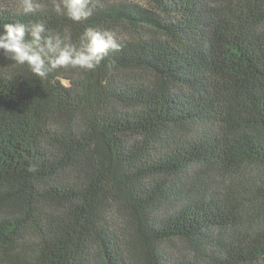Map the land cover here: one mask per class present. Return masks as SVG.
Wrapping results in <instances>:
<instances>
[{"label":"trees","instance_id":"trees-1","mask_svg":"<svg viewBox=\"0 0 264 264\" xmlns=\"http://www.w3.org/2000/svg\"><path fill=\"white\" fill-rule=\"evenodd\" d=\"M54 2L0 31L121 47L44 79L0 50V264H264V0Z\"/></svg>","mask_w":264,"mask_h":264},{"label":"clouds","instance_id":"clouds-1","mask_svg":"<svg viewBox=\"0 0 264 264\" xmlns=\"http://www.w3.org/2000/svg\"><path fill=\"white\" fill-rule=\"evenodd\" d=\"M91 0H55L53 9L74 22L92 15ZM40 0H19L15 15H30L41 11ZM0 31V50L6 58L19 65L27 64L31 72L42 79L58 68L83 70L96 68L109 50L118 51L121 45L112 31L86 28L74 44L68 35H48L44 23L27 25L9 22Z\"/></svg>","mask_w":264,"mask_h":264},{"label":"rangeland","instance_id":"rangeland-1","mask_svg":"<svg viewBox=\"0 0 264 264\" xmlns=\"http://www.w3.org/2000/svg\"><path fill=\"white\" fill-rule=\"evenodd\" d=\"M130 1H134L140 4H144L143 0H130ZM67 83V82H66ZM184 244H182L181 242H173V245H170L171 247L168 249L170 250L172 253H179V252H185L184 249Z\"/></svg>","mask_w":264,"mask_h":264}]
</instances>
